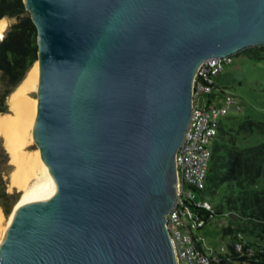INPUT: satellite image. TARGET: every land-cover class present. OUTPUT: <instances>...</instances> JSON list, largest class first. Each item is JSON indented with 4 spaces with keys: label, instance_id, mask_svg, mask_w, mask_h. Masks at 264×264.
<instances>
[{
    "label": "water",
    "instance_id": "95a60500",
    "mask_svg": "<svg viewBox=\"0 0 264 264\" xmlns=\"http://www.w3.org/2000/svg\"><path fill=\"white\" fill-rule=\"evenodd\" d=\"M33 138L56 186L9 221L0 264H176L166 216L199 64L264 45V0H22Z\"/></svg>",
    "mask_w": 264,
    "mask_h": 264
},
{
    "label": "trees",
    "instance_id": "16d2710c",
    "mask_svg": "<svg viewBox=\"0 0 264 264\" xmlns=\"http://www.w3.org/2000/svg\"><path fill=\"white\" fill-rule=\"evenodd\" d=\"M2 17H15L16 22L10 25L0 39V79L6 86L0 95V102H4L5 97L17 87L37 60L36 29L22 0H0V19ZM246 51L249 53L246 54ZM263 51L264 45L252 46L233 55L246 56ZM1 112L8 110L0 108ZM254 124L249 118L239 119L228 115V112L220 119L217 135L209 145L211 157L206 187L236 185L237 192L232 191L225 197L228 207L233 210L239 208L241 216L258 231L257 236L264 238V184L260 189L255 186L257 179L262 177L264 180V142L248 146L251 141L248 136ZM8 198V193L0 190V206L5 212ZM214 214L205 209L196 210V217L203 224ZM223 233H230V228H223ZM231 240L227 250L223 247L222 252H214L220 258L217 264H264L262 246L253 247L246 242L242 252H237Z\"/></svg>",
    "mask_w": 264,
    "mask_h": 264
},
{
    "label": "rangeland",
    "instance_id": "374dc122",
    "mask_svg": "<svg viewBox=\"0 0 264 264\" xmlns=\"http://www.w3.org/2000/svg\"><path fill=\"white\" fill-rule=\"evenodd\" d=\"M6 18L7 25L4 33L11 24L16 22V18ZM3 33V35H4ZM249 52L246 51V54ZM245 54V53H244ZM1 76V73H0ZM214 88L209 94L200 95V105H228V115L240 118H249L255 124L249 134V145H255L264 142V51L246 56H231V62L224 65L223 70L213 77ZM6 86L0 79V95L5 91ZM37 97L36 91L30 93ZM7 97V96H6ZM0 102V108L12 111L9 104ZM2 113V112H1ZM225 114L220 117L223 119ZM220 121V120H219ZM37 144L34 141L28 145V150H35ZM11 149L6 147L4 140L0 137V190L8 193L9 197L6 205V212L0 206L3 212L1 226L8 222L9 215L14 204L18 200L21 191L13 186L9 179V174L14 165L10 163ZM264 184L263 178L256 181L255 186L261 188ZM9 186V187H8ZM13 187V188H12ZM11 188V189H9ZM237 192V186L225 184L215 188L206 187L202 192L195 191V200L202 199L208 201L218 213L211 216L200 229H194V234L198 238L200 247L207 255H213L214 252H222V247L227 250L231 237L240 233L243 243L248 242L253 247L262 246L264 248V238L257 236L258 231L253 229L251 224L241 216L239 208L230 209L225 200L226 195ZM1 201H4L2 199ZM230 228V233L224 234L223 228Z\"/></svg>",
    "mask_w": 264,
    "mask_h": 264
},
{
    "label": "built area",
    "instance_id": "2783aa9c",
    "mask_svg": "<svg viewBox=\"0 0 264 264\" xmlns=\"http://www.w3.org/2000/svg\"><path fill=\"white\" fill-rule=\"evenodd\" d=\"M232 55L212 57L202 61L195 73L191 92V115L182 142L174 155L177 196L166 216V227L170 235L176 264H217L220 258L207 255L198 242L194 229L203 221L196 217L197 209L216 213L206 200H195V191L206 188L207 172L211 157L210 143L217 135L220 117L229 110L228 105H200V95L211 93L213 77L224 65L231 62ZM237 252H242L243 239L237 233L231 240ZM223 251V247L221 249Z\"/></svg>",
    "mask_w": 264,
    "mask_h": 264
},
{
    "label": "bare ground",
    "instance_id": "6f19581e",
    "mask_svg": "<svg viewBox=\"0 0 264 264\" xmlns=\"http://www.w3.org/2000/svg\"><path fill=\"white\" fill-rule=\"evenodd\" d=\"M7 21L0 19V37H3ZM39 62L35 60L21 82L6 97L12 111L0 113V137L11 149L10 163L14 165L9 174L10 182L21 191L13 206L6 225L1 226L3 212L0 208V246L6 235V227L22 204L34 194L53 189L56 184L44 163L39 147L28 150L33 141V127L37 115V97L30 95L38 89ZM9 187V186H8ZM13 188V187H12ZM11 189V188H9Z\"/></svg>",
    "mask_w": 264,
    "mask_h": 264
},
{
    "label": "snow or ice",
    "instance_id": "6c2138e0",
    "mask_svg": "<svg viewBox=\"0 0 264 264\" xmlns=\"http://www.w3.org/2000/svg\"><path fill=\"white\" fill-rule=\"evenodd\" d=\"M0 39H2V37H0Z\"/></svg>",
    "mask_w": 264,
    "mask_h": 264
}]
</instances>
